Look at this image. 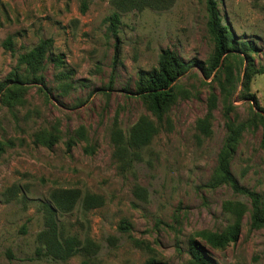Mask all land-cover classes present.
<instances>
[{"label": "rangeland", "instance_id": "obj_1", "mask_svg": "<svg viewBox=\"0 0 264 264\" xmlns=\"http://www.w3.org/2000/svg\"><path fill=\"white\" fill-rule=\"evenodd\" d=\"M217 3L235 39L253 48L230 57L229 95L216 77L222 65L209 71L215 44L207 0L121 11L117 37L108 20L118 10L113 0H0V83L13 86L19 75L27 88L24 103L12 106L0 91V264H193L191 240L211 264H264V227L251 228V201L215 175L229 128L243 125L230 169L264 198V0ZM43 40L51 45L35 75L18 59ZM166 49L191 67L175 82L178 98L158 133L129 166L115 155L112 136L117 129L128 135L142 116L157 121L136 83L159 67ZM57 189L103 197L100 207L78 203L56 217L62 237L95 245L66 260L39 259L41 206ZM230 202L244 206L240 235L215 246L206 234L237 220Z\"/></svg>", "mask_w": 264, "mask_h": 264}, {"label": "trees", "instance_id": "obj_2", "mask_svg": "<svg viewBox=\"0 0 264 264\" xmlns=\"http://www.w3.org/2000/svg\"><path fill=\"white\" fill-rule=\"evenodd\" d=\"M117 7V11L113 12L108 20L110 29L114 36H118L121 24V11L138 10L143 11L146 8L163 10L170 7L174 0H113ZM207 10L209 20L207 23L208 31L214 41V54L211 58L209 71L216 70L220 65L221 68L216 72L219 80L221 91L229 95L235 83L234 71L230 63V57L236 56L237 51H241L245 46L243 53H248L250 45L236 40L233 31L223 23V18L218 8L217 0H207ZM51 45L50 40L41 41L36 47L29 52L22 54L18 62L25 65L33 74H37L43 67L47 58V52ZM7 46L12 47V39L7 41ZM239 55V54H238ZM241 57V56H239ZM57 64L63 63L61 56L56 57ZM224 65V66H223ZM191 64L184 62L175 52L166 49L161 55L159 67L150 72H142L136 83V94L143 100L151 114L157 121L142 116L131 128L128 135L121 129L114 131L112 140L115 145V155L124 164L132 165L135 160L141 158L139 150L150 144L153 137L158 133L160 123H162L165 115L178 98L177 85L175 82L184 74ZM225 74L224 80L219 77L220 73ZM248 74V70H247ZM38 84L45 85L42 74L37 76ZM13 86H8L6 82L0 83V91H4L3 101L12 106L15 103H24L27 88L22 78L16 75L13 80ZM215 98V97H214ZM254 107L262 109L258 102H254ZM215 104V102H214ZM200 130L209 134L210 124L207 120L199 123ZM243 125L230 127L229 134L220 151L218 157V165L216 169V179L218 183L229 185L236 194L249 198L252 206L251 228L259 229L264 227V198L262 195L250 188L241 185L230 169V161L235 151V146L239 141L243 131ZM83 136V133L81 132ZM56 138L51 137L47 140L49 147H53ZM72 145V142H69ZM264 148V135L262 139ZM80 203L84 210H91L104 205V199L100 195L93 193L83 194L75 189H57L52 194V203H43L41 209L44 214V229L38 234L36 248V256L39 259L51 258L53 260H66L78 251L89 253L90 246H94L92 240L87 239L82 243L76 236L62 237L60 226L57 222V213L71 212L77 204ZM226 209L233 212L237 216L236 222L228 227L222 233L206 234V238L215 246H224L229 242L238 239L241 232V221L244 214V206L242 203H228ZM121 228L128 230L129 223L123 222ZM190 252L193 264H211L210 259L206 256L203 248L195 240H191ZM12 255V254H11Z\"/></svg>", "mask_w": 264, "mask_h": 264}]
</instances>
